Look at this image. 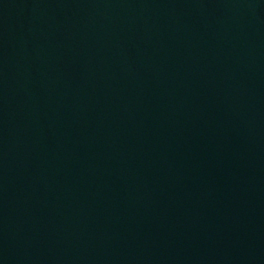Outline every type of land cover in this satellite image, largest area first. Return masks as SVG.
<instances>
[{
  "label": "water",
  "instance_id": "95a60500",
  "mask_svg": "<svg viewBox=\"0 0 264 264\" xmlns=\"http://www.w3.org/2000/svg\"><path fill=\"white\" fill-rule=\"evenodd\" d=\"M0 264H264V0H0Z\"/></svg>",
  "mask_w": 264,
  "mask_h": 264
}]
</instances>
